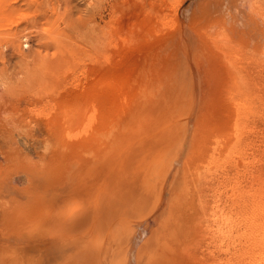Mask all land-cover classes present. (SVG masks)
Instances as JSON below:
<instances>
[{
	"label": "bare ground",
	"instance_id": "6f19581e",
	"mask_svg": "<svg viewBox=\"0 0 264 264\" xmlns=\"http://www.w3.org/2000/svg\"><path fill=\"white\" fill-rule=\"evenodd\" d=\"M146 2L113 0L112 32L98 28L87 54L96 75L53 98L48 165L0 159V264H219L202 256L200 161L211 147L244 160L253 112L237 99L258 92L247 73L264 68V0ZM239 190L240 221L221 200L207 226L228 253L243 238L235 262L264 264V202Z\"/></svg>",
	"mask_w": 264,
	"mask_h": 264
},
{
	"label": "rangeland",
	"instance_id": "374dc122",
	"mask_svg": "<svg viewBox=\"0 0 264 264\" xmlns=\"http://www.w3.org/2000/svg\"><path fill=\"white\" fill-rule=\"evenodd\" d=\"M154 1L156 4L163 2V0H147V2ZM168 1L170 0L163 3L166 9L172 4V0L171 4ZM200 2L201 0H188L187 4H190L189 7L192 10ZM112 3L113 0H0V148H2L0 149V154H2L0 159L8 151H16L19 158L27 161L22 162L44 167L39 165L46 164L45 160L40 159L39 153H45V149L48 150V147L45 148V146H48L46 143L49 142H47V134L44 132L46 131V116L54 102L53 98L56 99L64 87L70 86L71 90H79L84 87L87 82V80L85 81L86 74L83 73L85 70L87 72L89 69V72L92 73L86 78L88 81L96 75L94 74L97 73L95 61L93 62L87 54L93 50L96 42L104 41V36L100 33L104 34L106 31L109 33L108 31L113 26L110 22V19H114ZM136 20L139 21V18ZM98 28L106 31L98 32ZM252 67L254 68L252 69ZM250 69V72L244 73H247L248 76L251 75L248 80L254 88H257L258 92L256 89L255 91L252 89L249 92L251 96L244 95L240 100L237 99L240 103L246 101L250 109L252 108L250 113L253 112L252 115L250 114L251 117H249L247 125L242 127L240 133L242 142L244 141L247 145L243 142L245 146L242 150V159L244 160L240 166H237L235 157L234 159L230 158L226 161L227 163L224 161L225 164L222 166L224 163L222 161L225 159L217 158L211 144L208 147H211L208 152L211 151L208 153L205 150L207 154H204L205 151H203L204 158L200 161L202 173L200 188L203 201L202 214H204L202 223L204 222L203 224L207 227V230H204L205 227L202 226L204 232L202 237L206 238L202 239V256L205 255L206 258L205 256L204 258L206 260L208 258L207 261L213 263L238 264L239 260L235 262L234 257L239 250H242L240 243L244 241L243 238L241 240L237 238L235 249H239L238 251L234 250V255V253L225 251L228 248V239H224L228 240L226 244L224 240H218V237L212 236L214 233L207 226V215L215 207L214 205L223 200L221 204L225 208L222 207L221 211L229 215L231 210L230 217L240 221L239 214H237L240 211L237 210L240 209V205H238L240 201L232 199L234 188L240 189V193H243L244 190L249 191L248 195L252 192L254 196H247V201L256 199L258 202L260 199V203L264 202V198H262L264 197V104H262L264 99L255 95V92L258 95L259 90L264 88V68L253 63ZM82 81L85 83L80 86ZM76 82H79V85ZM77 85L80 87L78 88ZM92 87H87V90H91ZM43 110L44 112H42ZM10 133H12V138ZM208 155L212 159H209ZM205 158L206 160H203ZM221 193L222 195H220ZM229 194L230 197H227ZM216 198L218 200H215ZM232 200L237 204H234ZM229 206L232 207L229 208ZM235 234L236 232L233 235ZM217 241H222V243L224 241V243ZM229 257L231 260L228 259Z\"/></svg>",
	"mask_w": 264,
	"mask_h": 264
}]
</instances>
